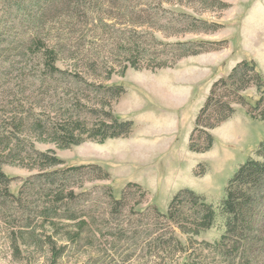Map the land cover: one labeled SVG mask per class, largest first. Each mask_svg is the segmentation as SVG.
Returning <instances> with one entry per match:
<instances>
[{"label":"trees","instance_id":"obj_1","mask_svg":"<svg viewBox=\"0 0 264 264\" xmlns=\"http://www.w3.org/2000/svg\"><path fill=\"white\" fill-rule=\"evenodd\" d=\"M97 1L0 0V222L10 230L7 239L11 246L18 253L19 247L26 248L37 258L41 253L48 264H58L66 250L75 253L82 247L85 232L89 246L99 234L131 242L128 259L145 264L156 259L172 264L173 258L174 264H264V141L227 182L217 206L182 189L164 214L152 207L132 212L129 215L135 219H126L119 208L127 190H136L137 204L145 200L146 191L129 183L121 200H115L109 185L94 186L103 190L101 195L107 201L105 232L93 230L90 221L95 219L93 207L100 204L95 201L96 192L81 189L76 193L74 188L86 177L91 182L108 181V172L96 164L61 167L62 160L53 152L35 147L51 143L67 149L87 141L127 138L133 123L119 119L113 111L125 90L108 83L116 67L122 72L127 66L135 70L173 68L180 59L204 52L213 43L163 42L156 38L155 26L167 20V28H180L183 34L217 30L222 24L210 22L204 15L228 7L225 0H99V5ZM81 6L90 7L88 14H80ZM112 20H122L125 27L115 29L118 23L106 24ZM96 23L98 29L116 34L110 37L113 43L108 54L117 60L101 57L107 52L103 48L94 55L90 50L79 53L84 41L75 37L82 28ZM221 43L214 42L217 46ZM99 69L104 72L102 82L88 77ZM248 73L251 76H246ZM250 86L259 97L249 106L240 92ZM218 88L229 94H216ZM232 95L241 106H249L251 118L264 121L262 75L253 61H241L226 79L211 85L194 123L198 126L204 119L205 145L195 148L191 135L189 151L203 153L211 148L213 139L207 131L233 115L228 99ZM5 164L36 172L13 194L8 189L12 178L1 169ZM217 220L223 230L218 240H195ZM176 232L187 237L186 244ZM137 250L141 252L138 255Z\"/></svg>","mask_w":264,"mask_h":264},{"label":"rangeland","instance_id":"obj_2","mask_svg":"<svg viewBox=\"0 0 264 264\" xmlns=\"http://www.w3.org/2000/svg\"><path fill=\"white\" fill-rule=\"evenodd\" d=\"M225 2L228 4L225 10L210 11L204 15L210 22L221 23L220 29H198L183 34L180 28H167V20L155 26V36L163 42L202 40L213 43L204 52L180 59L173 68L135 70L127 66L122 72L120 66L116 67L108 83L121 85L125 90L115 102L113 111L119 119L133 123L132 132L127 138L108 139L102 143L87 141L67 149H58L51 143L35 144L40 151L53 152L62 160L61 167L96 164L108 172V181L91 182L86 177L74 188L76 193L81 189L96 192L95 201L100 204L93 207L96 211L95 219H90L95 225L91 224L93 230L107 231L103 225L108 218L105 214L107 201L101 195L103 190L94 186L109 185L115 200H121L122 190L129 183L138 184L146 191L145 200L137 204L136 190H127L121 202L122 207L119 208L121 217L125 216L126 219H135L129 215L132 212L152 207L164 214L172 197L182 189H189L204 197L207 203L217 206L223 198L227 182L239 166L254 157L259 144L264 141V121L251 118L247 112L259 97L256 88L250 86L240 92L249 106H241L233 100L235 96L232 95L228 99L234 110L233 115L215 129L207 131L213 139L211 148L203 153L188 149L191 135V145L195 148L205 145L202 128L205 121L202 119L198 126L194 123L215 81L226 79L239 62L249 60L256 64L264 81V0ZM89 8L81 6L80 14H88ZM92 11L97 15L94 7ZM115 23L119 24L115 29L125 27L122 20L106 21L107 25ZM161 24L166 25V28H160ZM99 27L98 24L94 27L90 25L77 34L75 39L83 37L84 41L79 53L90 50L91 55H94L103 48L107 52L101 57L109 61L117 60V56L108 54L113 43L110 37L116 34ZM214 42L223 43L217 46ZM73 46L77 48L76 44ZM88 75L90 79L102 82L104 72L99 69ZM246 76H251V73ZM216 94L221 96L229 93L224 88H218ZM1 169L7 177L12 178L8 189L13 194L17 193L25 178L36 172L8 164ZM86 220L89 221L87 216ZM109 227L113 228V225ZM121 227L126 228L127 225L122 224ZM8 233V227L0 222V264H48L47 256L41 253L37 258L22 247H19L20 253L16 252L7 239ZM222 233L220 220H217L214 227L202 231L195 240L212 243ZM85 237L86 233L83 232V240L79 245L82 247H77L75 253L71 249L66 250L58 264H145L128 259L133 248L131 242H119L116 237L99 234L89 246ZM176 237L184 243L187 241V237L178 232ZM140 253L137 250L136 255ZM175 262L173 258L169 263ZM164 263L156 259L146 264Z\"/></svg>","mask_w":264,"mask_h":264},{"label":"crops","instance_id":"obj_3","mask_svg":"<svg viewBox=\"0 0 264 264\" xmlns=\"http://www.w3.org/2000/svg\"><path fill=\"white\" fill-rule=\"evenodd\" d=\"M118 140H122V139H118Z\"/></svg>","mask_w":264,"mask_h":264}]
</instances>
